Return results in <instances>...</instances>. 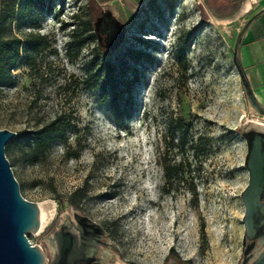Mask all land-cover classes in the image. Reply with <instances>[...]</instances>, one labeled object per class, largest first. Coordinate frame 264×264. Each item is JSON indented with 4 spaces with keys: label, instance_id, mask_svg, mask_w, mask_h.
<instances>
[{
    "label": "rangeland",
    "instance_id": "1",
    "mask_svg": "<svg viewBox=\"0 0 264 264\" xmlns=\"http://www.w3.org/2000/svg\"><path fill=\"white\" fill-rule=\"evenodd\" d=\"M146 1L109 2L126 26L113 52H102L92 34L75 53L71 30L79 39L92 33L97 0H0V36L20 45L12 84L0 88V129H34L56 117L63 126V139L36 159L25 149L3 148L21 197L55 207L43 231L25 234L43 251L44 264L52 255L46 236L71 208L106 229L119 249L118 264H157L169 248L192 264L237 261L244 142L236 130L261 116L245 101L231 50L251 14L218 23L201 0H160L158 13ZM29 36L46 44L36 54L24 49ZM183 38L179 60L174 50ZM129 50L147 58L132 62ZM90 59L96 67L125 60L135 71V83L116 100L119 119L107 90L82 83ZM132 75L128 70L124 77ZM177 118L188 127L186 144L166 159L186 166L164 193L157 152L166 124Z\"/></svg>",
    "mask_w": 264,
    "mask_h": 264
},
{
    "label": "water",
    "instance_id": "2",
    "mask_svg": "<svg viewBox=\"0 0 264 264\" xmlns=\"http://www.w3.org/2000/svg\"><path fill=\"white\" fill-rule=\"evenodd\" d=\"M264 11L261 8L253 13L237 31L231 50V61L237 72L239 83L245 101L259 116L264 115V105L254 96L249 82L238 61V46L251 21ZM92 33L96 38L97 46L102 52H113L122 42L126 26L114 15L113 11L106 5L100 6L99 14L91 22ZM244 124L239 126L236 132L245 140L247 153L244 156L242 166L251 170V166L259 164V159L264 155V127H258V131L250 127L243 130ZM15 135L14 131L0 129V264H44L45 255L38 245H31L25 234L35 232L42 218L41 202H31L19 194L17 182L15 181L9 164L5 159L4 144ZM250 183V181H249ZM245 190L240 192L241 200L245 202ZM67 200H63L62 207L66 209ZM71 218L63 213V221L46 236L51 248L52 256L47 264H82L84 249L87 251L96 245V239L104 232H93L97 229L102 231L101 226L85 215L71 208ZM68 219L69 221H65ZM243 218V222H244ZM69 228L79 232L70 233ZM256 264H264V260Z\"/></svg>",
    "mask_w": 264,
    "mask_h": 264
},
{
    "label": "trees",
    "instance_id": "3",
    "mask_svg": "<svg viewBox=\"0 0 264 264\" xmlns=\"http://www.w3.org/2000/svg\"><path fill=\"white\" fill-rule=\"evenodd\" d=\"M28 2L23 1L20 5V10L17 16V25L22 22L25 14L24 4ZM11 10L4 15V19L11 15ZM74 27V26H73ZM75 28L71 30V41L68 42V46L75 49V53L78 52L83 42L92 37L93 33H87L83 38L79 39ZM138 42L146 43L144 40L137 39ZM45 42L41 36H29L25 43L24 49L28 52L38 53L40 47L45 46ZM185 51V39H181V42L177 43L175 47V54L179 60H184ZM20 52V45L18 38H5L0 36V88L6 87L12 84V79L9 74V70L15 64ZM127 56L132 62H141L144 58H147V53L140 50H129ZM34 58L26 55L25 62L29 65H33ZM94 60H89L84 66V78L82 83L86 87H99L102 92L107 90L108 96L111 100L110 104L117 113V119L120 118V109L116 103V100L124 93H128L130 86L135 83V71L132 69L129 63L125 60L117 62V65L112 64L109 61H103L98 67L94 65ZM133 65V64H132ZM133 71V75L126 79L124 74L128 71ZM124 78H121V77ZM108 87V89H106ZM188 127L181 118L174 119L166 124V129L163 136L160 139L161 146L157 152V162L162 168V185L161 190L167 193L170 190V182L173 177L181 173L186 166L183 160H179L176 163H170L166 158L169 155L180 154L184 150L186 144V134ZM63 139V126L59 123V117H56L40 127L34 129H21L15 131V135L9 141L4 144V150L20 149L28 151L34 159L43 155L50 145L57 140ZM169 252H173V248H169Z\"/></svg>",
    "mask_w": 264,
    "mask_h": 264
},
{
    "label": "flooded vegetation",
    "instance_id": "4",
    "mask_svg": "<svg viewBox=\"0 0 264 264\" xmlns=\"http://www.w3.org/2000/svg\"><path fill=\"white\" fill-rule=\"evenodd\" d=\"M160 0H147L146 3L149 4V9L156 11L158 13V4ZM99 14V12H98ZM254 113V112H253ZM243 130H246L250 127H257L256 130L260 131L264 127V119H249L243 123ZM261 137H264V133L259 134ZM244 142V156L247 153V144ZM264 147V142L262 143ZM264 150V149H263ZM242 159V163H243ZM259 164H254L251 166V170L246 167H243L244 171V186L242 190H245L248 184H251L245 193V202L247 205H244L241 200L240 194L239 199L242 206L241 212V236H240V248L238 258L235 264H256L264 260V155L259 159ZM250 181V183H249ZM241 190V191H242ZM69 220L72 221L71 212L67 213ZM244 218V222H243ZM66 219L65 221H69ZM63 221V216L60 222ZM58 222L50 232L57 230L56 226L60 223ZM100 225V224H99ZM100 230H93V232H104L96 239V245L91 247L88 251L84 249L82 255V264H118L115 261L116 256H118L119 249L115 246L107 235L106 229L102 226ZM68 232L76 233L79 232L72 228H69ZM52 256V255H51ZM51 258V257H50ZM50 260V259H49ZM126 264H134L128 262ZM157 264H192L188 259H179L173 252H168L164 259Z\"/></svg>",
    "mask_w": 264,
    "mask_h": 264
},
{
    "label": "crops",
    "instance_id": "5",
    "mask_svg": "<svg viewBox=\"0 0 264 264\" xmlns=\"http://www.w3.org/2000/svg\"><path fill=\"white\" fill-rule=\"evenodd\" d=\"M97 1L101 6H108L112 0ZM201 1L212 14L214 22L218 23L236 21L264 8V0ZM238 61L255 98L264 105V11L243 32L238 46Z\"/></svg>",
    "mask_w": 264,
    "mask_h": 264
},
{
    "label": "bare ground",
    "instance_id": "6",
    "mask_svg": "<svg viewBox=\"0 0 264 264\" xmlns=\"http://www.w3.org/2000/svg\"><path fill=\"white\" fill-rule=\"evenodd\" d=\"M252 112H254V111H252ZM262 116L264 119V115H262ZM41 205H42V218H41V221H40L39 225L37 226L35 232L43 231L48 226V224L50 223V221H51V219L55 213V207L49 201H43V202H41Z\"/></svg>",
    "mask_w": 264,
    "mask_h": 264
}]
</instances>
